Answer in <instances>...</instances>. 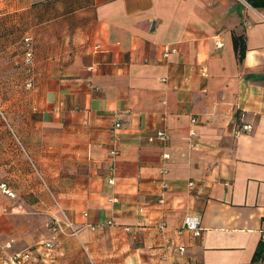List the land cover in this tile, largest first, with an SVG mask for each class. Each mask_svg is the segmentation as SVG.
Listing matches in <instances>:
<instances>
[{"label":"crops","instance_id":"1","mask_svg":"<svg viewBox=\"0 0 264 264\" xmlns=\"http://www.w3.org/2000/svg\"><path fill=\"white\" fill-rule=\"evenodd\" d=\"M263 233L264 8L0 0L1 241L32 264H264Z\"/></svg>","mask_w":264,"mask_h":264},{"label":"built area","instance_id":"2","mask_svg":"<svg viewBox=\"0 0 264 264\" xmlns=\"http://www.w3.org/2000/svg\"><path fill=\"white\" fill-rule=\"evenodd\" d=\"M27 47L28 51L26 53V57L28 61H32L34 54L33 51V45L31 43V39L27 38ZM218 46H222L223 43L221 41L217 42ZM167 54V53H166ZM28 87L33 86V81L30 79L27 83ZM117 126H120L119 123L116 124ZM244 129L250 130L252 129V124L251 123H246L243 126ZM168 132L161 130L158 132V136L167 139L168 137ZM112 155L115 156L118 153L117 148H113L111 151ZM165 156H168V154H165ZM165 171V170H164ZM113 181V179H112ZM193 183V182H191ZM163 186L166 187L167 183H163ZM3 190L11 195H13L12 192H10L9 189L6 188V185L3 184L2 186ZM164 201V199H162ZM185 224L188 226L190 229L193 230V232L196 235H201L202 233V228H201V217L200 216H189L185 219ZM50 226L54 229L55 233H59L62 235L66 236H73L78 234L80 228H78L75 223L68 217L65 218H59V217H54L50 221ZM264 237V234H263ZM48 251H50L53 247L54 244L51 240H47L44 243ZM14 244L12 241H1L0 240V264H32L33 261V253L30 249L27 250H20V251H14L12 250V246Z\"/></svg>","mask_w":264,"mask_h":264},{"label":"trees","instance_id":"3","mask_svg":"<svg viewBox=\"0 0 264 264\" xmlns=\"http://www.w3.org/2000/svg\"><path fill=\"white\" fill-rule=\"evenodd\" d=\"M251 5L257 8H264V0H248ZM235 47L237 53L239 54V59L242 61L245 57L247 45L245 36H235ZM28 47L26 45L25 53H27ZM34 51V47H33ZM264 234V233H263ZM254 262H264V237L260 240L255 254L253 256Z\"/></svg>","mask_w":264,"mask_h":264}]
</instances>
